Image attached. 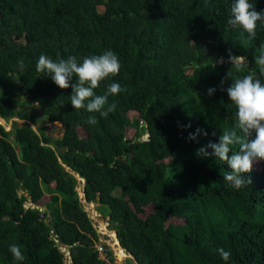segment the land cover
<instances>
[{
    "label": "trees",
    "instance_id": "1",
    "mask_svg": "<svg viewBox=\"0 0 264 264\" xmlns=\"http://www.w3.org/2000/svg\"><path fill=\"white\" fill-rule=\"evenodd\" d=\"M232 2L0 0V117L36 124L24 105L37 103L63 128L51 138L44 125L37 133L27 122L0 124V264H105L72 172L137 264H264V160L242 173L251 183L237 190L223 180L225 162L196 154L234 126L236 108L221 88L248 72L259 76L264 28L250 38L229 26ZM250 2L264 9V0ZM105 50L121 68L94 91L111 82L124 89L109 97L116 109L107 117L72 108L71 88L35 69L42 54L82 62ZM229 54L247 65L238 72ZM197 128L208 135L189 140ZM13 243L24 261L9 252Z\"/></svg>",
    "mask_w": 264,
    "mask_h": 264
},
{
    "label": "clouds",
    "instance_id": "2",
    "mask_svg": "<svg viewBox=\"0 0 264 264\" xmlns=\"http://www.w3.org/2000/svg\"><path fill=\"white\" fill-rule=\"evenodd\" d=\"M227 24L232 28H242L250 38H255L258 24L264 28V9L257 11L250 0H233ZM228 59L238 72L248 63L244 56L229 54ZM254 62L259 70V76L255 71L248 72L232 79V83L226 89L221 88L222 91L227 92L229 100L236 108L234 126L224 128L218 142L210 141L197 149L196 153L202 158L214 157L225 162L230 171L223 174V180L237 190L251 183L250 177L245 178L242 173H250L254 161L264 160V82L260 79L264 77V45H261ZM19 66L22 71L23 61L19 62ZM120 68L118 55L113 50L86 56L82 62H78L74 56H69L67 59L58 58L54 61L42 54L35 65L36 72L50 76L59 88H71L72 108L99 113L102 117H107L116 109V103H109V97L119 94L124 89L119 83L111 82L106 86L103 94H96L94 90L100 86L101 81L109 76L118 75ZM74 77L76 79L73 82ZM215 91V88L210 87L207 89V94L211 96ZM87 122L95 124L96 117L90 116ZM199 135L206 136L208 133L197 128L195 132L189 133L188 139L196 140ZM233 145L239 146L238 151H232ZM209 149L211 151H208ZM230 151H232L231 155H229ZM9 252L16 261H24L25 256L18 244L9 245ZM217 252L225 261L231 257V253L223 248L217 249Z\"/></svg>",
    "mask_w": 264,
    "mask_h": 264
},
{
    "label": "rangeland",
    "instance_id": "3",
    "mask_svg": "<svg viewBox=\"0 0 264 264\" xmlns=\"http://www.w3.org/2000/svg\"><path fill=\"white\" fill-rule=\"evenodd\" d=\"M24 108L26 110H28L29 112H33L37 119H38V123L33 124V127L38 130V126L39 125H44L46 127V133L51 137V138H57L60 137L62 135L63 132V128L62 126H60L57 123H50L47 122L45 116L43 115V111L42 109L38 106L37 103L31 104V105H24ZM15 119H9V120H5V127L6 128H11L12 123L16 122L18 125H21L23 123H28V121L20 119V118H16ZM39 132V131H38ZM81 135H83V133L81 131H79ZM140 138L143 139H148L147 138V133L143 132V134H141ZM10 141L12 144L15 145V142L13 140V138H10ZM79 180V178H78ZM77 188H78V195L81 199H83L82 196V181H79V183L77 184ZM47 201V196L45 195V197L43 198V204ZM83 201V200H82ZM88 202H84L82 204L84 210L87 212V214H89V217L92 220V223L94 224V227L96 229V231L98 232L99 237H101L102 239L105 240L106 245L108 246V248L110 249L109 251H111L112 255H113V264H137L135 262V259H133L124 249L119 247V242L118 239L116 237V232L114 230H112L111 228L106 227L108 229V231L105 233V225L106 223H104L103 221L107 220V217L103 216L99 211H98V206H100L98 203L96 202H90L92 203L87 204ZM99 216V217H98ZM103 234V235H102ZM113 247H118L117 253L116 251L113 249ZM118 256H123L121 259L118 258ZM134 260V261H133Z\"/></svg>",
    "mask_w": 264,
    "mask_h": 264
},
{
    "label": "built area",
    "instance_id": "4",
    "mask_svg": "<svg viewBox=\"0 0 264 264\" xmlns=\"http://www.w3.org/2000/svg\"><path fill=\"white\" fill-rule=\"evenodd\" d=\"M39 210H42V208H39ZM88 216H89V214H88ZM99 217V216H98ZM104 223H106V225H105V230L106 231H104L105 233L108 231V229L106 228V227H108L109 225H108V220H106V221H103ZM94 225V224H93ZM98 233V232H97ZM103 235V234H102ZM60 249L62 250V251H64L65 253H66V248L65 247H63V246H60ZM96 249H97V251H98V253H99V256H100V258L103 260V262L105 263V264H113L114 262H113V260H111L110 259V257H109V255H108V246L106 245V243H105V240L104 239H102L101 237H99V242L97 243V245H96ZM110 250V249H109ZM67 254V253H66ZM68 260H69V262L71 261L70 260V258H68Z\"/></svg>",
    "mask_w": 264,
    "mask_h": 264
},
{
    "label": "water",
    "instance_id": "5",
    "mask_svg": "<svg viewBox=\"0 0 264 264\" xmlns=\"http://www.w3.org/2000/svg\"><path fill=\"white\" fill-rule=\"evenodd\" d=\"M11 119H15L14 117L13 118H11ZM4 123H5V120L3 119V118H1L0 117V124H2V125H4ZM28 123L30 124V126L37 132V133H39L38 132V130H36L34 127H33V123H31L30 121H28ZM5 126V125H4ZM7 130H9L10 128H6ZM147 138H148V134H147ZM63 166L66 168V169H68V167L65 165V164H63ZM72 174L76 177V178H79V180H82V196H83V199H81L80 197H79V200H80V202L83 204L84 202H85V196H84V191H83V189H84V187H83V185H84V178H81V177H79V175L78 174H75L74 172H72ZM76 190H77V192H78V188H76ZM20 193V192H19ZM83 200V201H82ZM30 205L31 206H33V207H35V204L33 203V202H30ZM49 217L51 218V212L49 213ZM120 246V245H119ZM121 247V246H120ZM122 248V247H121ZM122 249H124V248H122ZM66 253L67 254H69V251L66 249ZM133 259H134V257H133V255L132 254H130V253H128ZM136 262V261H135ZM137 263V262H136Z\"/></svg>",
    "mask_w": 264,
    "mask_h": 264
},
{
    "label": "bare ground",
    "instance_id": "6",
    "mask_svg": "<svg viewBox=\"0 0 264 264\" xmlns=\"http://www.w3.org/2000/svg\"><path fill=\"white\" fill-rule=\"evenodd\" d=\"M87 204H92V203H90V202H88ZM120 247V246H119ZM121 248V247H120ZM113 249L116 251V253H117V250H118V247H113Z\"/></svg>",
    "mask_w": 264,
    "mask_h": 264
},
{
    "label": "crops",
    "instance_id": "7",
    "mask_svg": "<svg viewBox=\"0 0 264 264\" xmlns=\"http://www.w3.org/2000/svg\"><path fill=\"white\" fill-rule=\"evenodd\" d=\"M134 261V260H133Z\"/></svg>",
    "mask_w": 264,
    "mask_h": 264
}]
</instances>
